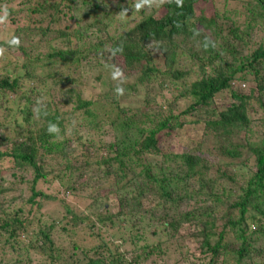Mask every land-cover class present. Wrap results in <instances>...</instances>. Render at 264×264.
I'll list each match as a JSON object with an SVG mask.
<instances>
[{
	"label": "trees",
	"instance_id": "1",
	"mask_svg": "<svg viewBox=\"0 0 264 264\" xmlns=\"http://www.w3.org/2000/svg\"><path fill=\"white\" fill-rule=\"evenodd\" d=\"M6 33L0 264H264V0H0Z\"/></svg>",
	"mask_w": 264,
	"mask_h": 264
},
{
	"label": "rangeland",
	"instance_id": "2",
	"mask_svg": "<svg viewBox=\"0 0 264 264\" xmlns=\"http://www.w3.org/2000/svg\"><path fill=\"white\" fill-rule=\"evenodd\" d=\"M131 19H133V18H131ZM119 23H122V18L120 17V19H119ZM13 28L14 27H12V29L10 30V29H8V30H10V31H13ZM11 36V33L10 34H8V33H6L5 35H3V36H0V39H9V37ZM108 70V69H107ZM105 71V79H104V84H100L99 86H96L99 90H102V91H107L109 88H112L113 90H114V87H116L117 86V84L114 82V80H113V74H112V71L110 72V71ZM98 74V71H91V72H89L87 75H88V82H89V85H91L92 84V80L96 77V75ZM94 81V80H93ZM90 89L91 90H94V86H91L90 87ZM170 93H168L167 95H168V97L169 98H172V96H171V94L169 95ZM129 101H132V102H135L134 104H133V106L137 103V99H132V100H129ZM178 105L180 106V107H182V105H183V102L182 103H180V102H178ZM234 142L235 143H237V144H241L242 142H241V140L240 139H236V140H234ZM177 144H180V145H182V142L181 141H179V142H177L176 143V145ZM177 148H178V150L179 151H181L182 150V148H181V146H178L177 145ZM247 155L248 154H246V158H247ZM210 160L212 161V162H214V163H217V158L216 157H210ZM247 162L248 163H250L251 161H249V160H247ZM251 164H254V162H252ZM6 175H8V174H6ZM11 175V174H10ZM10 175H8V178H9V181H10ZM12 179H13V177H12ZM39 189H42V190H45V191H47V192H51V188H48L46 185H40L39 186ZM88 195V194H87ZM85 197H87L86 195H85ZM149 198H148V201H149V199H154V202L155 203H157L158 202V199L156 198H153L152 196H148ZM69 202H71V201H73V199L72 198H70L69 200H68ZM85 204H82V203H73L71 206H73V208L76 210V211H79L80 213H83L84 211L88 214V213H91V214H93L94 213V211L96 210H93V204H90V202H91V200L90 199H85ZM53 207H55V205L54 204H52L51 206H50V204L48 203V204H46V208L44 209V212H46V213H50V211H51V209L52 210H54V208ZM72 208V207H71ZM61 209L63 210V207H61ZM60 209V207H58V211H60L61 210ZM50 210V211H49ZM59 213V212H58ZM61 213V212H60ZM44 218H46V217H44ZM24 237V236H23ZM24 239L27 241V242H29V238H27V236H25L24 237ZM69 247H70V245H69ZM170 253H171V255L168 257V261H166V263L165 264H176L177 262H178V260H177V258H178V256H180L179 254H177L176 252H175V250H173V249H170ZM21 254V253H20ZM18 255H14L13 256V258H16ZM33 260L32 261H38V263H41V264H49V262L48 261H50L48 258H46V257H41V256H39V255H32V257H31ZM254 264H261V262H257V261H255V263Z\"/></svg>",
	"mask_w": 264,
	"mask_h": 264
}]
</instances>
